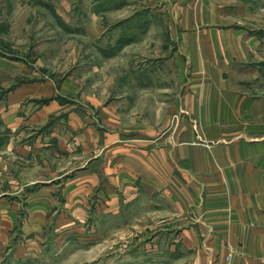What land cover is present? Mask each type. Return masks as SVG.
<instances>
[{
    "label": "crops",
    "instance_id": "crops-1",
    "mask_svg": "<svg viewBox=\"0 0 264 264\" xmlns=\"http://www.w3.org/2000/svg\"><path fill=\"white\" fill-rule=\"evenodd\" d=\"M261 2L145 0L143 22L118 26L129 87L155 95L129 124L113 104L60 118L68 108L40 103L55 96L50 82L5 88L0 263L38 255L57 213L66 232L94 205L128 221L158 213L149 230L179 264H264Z\"/></svg>",
    "mask_w": 264,
    "mask_h": 264
},
{
    "label": "rangeland",
    "instance_id": "rangeland-1",
    "mask_svg": "<svg viewBox=\"0 0 264 264\" xmlns=\"http://www.w3.org/2000/svg\"><path fill=\"white\" fill-rule=\"evenodd\" d=\"M145 8V0H0V99L5 88L39 80L55 91L41 104L54 100L68 108L60 118L82 108L96 118L102 106L113 104L129 124L132 114L150 111L155 95L129 87L132 59L126 47L118 55L126 41L117 42L123 30L118 26L134 16L143 22ZM257 22L264 25V11ZM103 211L93 205L66 232L57 213L38 255L10 253L0 264H179V257L164 253L172 243L158 237L159 226L149 230L159 224L158 213L141 209L128 221L126 210Z\"/></svg>",
    "mask_w": 264,
    "mask_h": 264
},
{
    "label": "built area",
    "instance_id": "built-area-1",
    "mask_svg": "<svg viewBox=\"0 0 264 264\" xmlns=\"http://www.w3.org/2000/svg\"><path fill=\"white\" fill-rule=\"evenodd\" d=\"M178 120H179V116H177V115L173 116L172 121H171V124L172 125H175Z\"/></svg>",
    "mask_w": 264,
    "mask_h": 264
}]
</instances>
